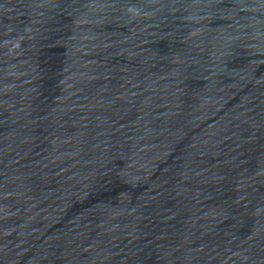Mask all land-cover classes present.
Instances as JSON below:
<instances>
[{
	"label": "water",
	"instance_id": "water-1",
	"mask_svg": "<svg viewBox=\"0 0 264 264\" xmlns=\"http://www.w3.org/2000/svg\"><path fill=\"white\" fill-rule=\"evenodd\" d=\"M0 264H264V0H0Z\"/></svg>",
	"mask_w": 264,
	"mask_h": 264
}]
</instances>
